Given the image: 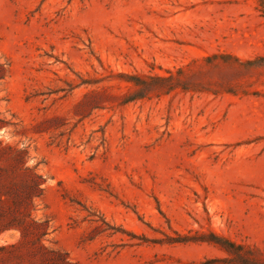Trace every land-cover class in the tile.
Masks as SVG:
<instances>
[{"label":"rangeland","instance_id":"374dc122","mask_svg":"<svg viewBox=\"0 0 264 264\" xmlns=\"http://www.w3.org/2000/svg\"><path fill=\"white\" fill-rule=\"evenodd\" d=\"M208 260L264 264L259 0H0V264Z\"/></svg>","mask_w":264,"mask_h":264},{"label":"trees","instance_id":"16d2710c","mask_svg":"<svg viewBox=\"0 0 264 264\" xmlns=\"http://www.w3.org/2000/svg\"><path fill=\"white\" fill-rule=\"evenodd\" d=\"M259 5L261 8L264 9V0H259ZM130 101V100H127ZM18 152H20L19 154H21V158H23V155L26 154L25 150H18ZM25 171L28 172L29 177L31 178V181H24L21 184V189H22V194L19 193V204L18 205H23L25 202H27L26 200H28V202L32 203L33 198L35 197H40L42 195V184H43V180L41 175H39L36 171H35V167L34 168H29V167H25ZM213 241V240H210ZM215 243H220L215 241ZM232 247H234V244H230ZM236 247V246H235ZM56 252V254L62 256L63 253H61L59 250L58 251H53ZM215 260H208L203 264H214ZM226 264H235L233 263L232 260H227L225 262ZM52 264H59L58 262H53Z\"/></svg>","mask_w":264,"mask_h":264}]
</instances>
